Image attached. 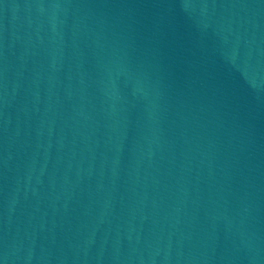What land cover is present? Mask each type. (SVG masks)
Wrapping results in <instances>:
<instances>
[{"label": "water", "instance_id": "1", "mask_svg": "<svg viewBox=\"0 0 264 264\" xmlns=\"http://www.w3.org/2000/svg\"><path fill=\"white\" fill-rule=\"evenodd\" d=\"M0 264H264V0H0Z\"/></svg>", "mask_w": 264, "mask_h": 264}]
</instances>
